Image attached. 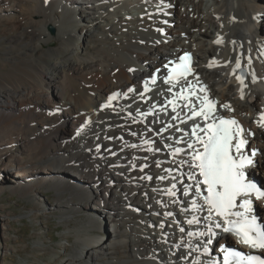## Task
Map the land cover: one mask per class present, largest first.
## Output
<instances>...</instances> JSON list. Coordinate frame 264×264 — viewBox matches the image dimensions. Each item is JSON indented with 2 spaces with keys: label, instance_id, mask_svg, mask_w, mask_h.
<instances>
[{
  "label": "bare ground",
  "instance_id": "6f19581e",
  "mask_svg": "<svg viewBox=\"0 0 264 264\" xmlns=\"http://www.w3.org/2000/svg\"><path fill=\"white\" fill-rule=\"evenodd\" d=\"M0 10L12 30L23 32L12 38L34 41L25 52L7 49L0 56L9 64L0 76V175L20 176L5 182L30 200L37 201L42 188L53 189L55 208L65 211L61 218L85 212L75 230L80 249L66 262L220 264L221 244L231 237L215 227L219 218L205 219L189 179L195 169L182 163L190 161L187 144L199 123L187 120L189 101L178 93L198 90L197 103L207 97L218 117L237 121L246 141L242 152L253 160L249 180L264 190V127L258 123L264 112V0H0ZM183 52L195 72L166 83L169 61ZM14 145L17 154L8 153ZM177 148L183 152L176 154ZM73 169L75 185L63 177ZM173 184L175 195H169ZM187 185L193 187L185 195ZM249 198L264 227V199ZM193 216L198 223L190 225ZM8 218L1 216L3 233ZM101 224L103 235L95 231ZM231 241L245 255L264 257V249ZM118 246L129 249V258L117 260Z\"/></svg>",
  "mask_w": 264,
  "mask_h": 264
},
{
  "label": "snow or ice",
  "instance_id": "6c2138e0",
  "mask_svg": "<svg viewBox=\"0 0 264 264\" xmlns=\"http://www.w3.org/2000/svg\"><path fill=\"white\" fill-rule=\"evenodd\" d=\"M216 43H220L218 39ZM189 59L188 54L180 57V60L187 61ZM211 66V65H209ZM191 71L186 64L181 63L176 66L173 73H170L165 78V82L169 83L172 80L173 74L177 77H184ZM240 79V77H237ZM153 82L155 80L153 79ZM243 85V80H240ZM191 87V86H190ZM148 89L145 88V91ZM203 90V89H202ZM129 92L133 89L129 88ZM171 91V89H169ZM116 94L109 97V102L114 98ZM189 95H195L190 92ZM181 98H184L181 96ZM169 103L173 104V110H175L174 101ZM202 107L197 110L192 108L191 115L188 119L194 117H202L205 121L213 118V111L215 105L207 97L201 102ZM107 105H102L105 107ZM188 107V105H185ZM226 108H230L229 105H224ZM175 119V117H174ZM260 126L264 127V112L260 114V120L258 121ZM243 129L238 126L235 120L219 119L216 121L213 118L212 123H206L203 127L199 124L192 125L191 136L194 138V142H189L187 148L191 151L188 153L190 161H182V163L188 164L189 167L198 170L197 179L196 173L189 175V179L195 181V191L208 206L209 215L205 217L207 220H211L213 214L223 219L225 233L235 232L240 237V243L249 246L253 249H264V227L257 221L255 215H251L253 209V201L248 197L255 196L257 200L264 199V190L261 189L255 182L249 180L245 174V166L251 165L253 160L250 156L244 155L242 149L246 141L241 138ZM147 143V141H146ZM200 145L199 148L196 145ZM151 151V149H149ZM183 151L180 148L175 149L176 153ZM253 151L252 156H255ZM165 177H160L164 179ZM202 186L206 191V195L201 192ZM176 185L173 184L172 188L168 190L169 195H175L173 189ZM193 185H187L185 189V195H188V189H191ZM193 209L200 207L196 203L195 198L192 202ZM242 209V211H234V209ZM172 215V213H167ZM235 217V219H232ZM188 224L198 223L195 216L187 221ZM216 228H221V224L217 223ZM183 232L184 229L182 228ZM208 234L216 236V233L209 227ZM189 236H203V232H189ZM208 243H212L211 240ZM223 248V245L221 246ZM204 252H208V247H204ZM215 264V261L212 262ZM224 264H264V259L256 255H243L240 251H235L232 248L224 249Z\"/></svg>",
  "mask_w": 264,
  "mask_h": 264
},
{
  "label": "rangeland",
  "instance_id": "374dc122",
  "mask_svg": "<svg viewBox=\"0 0 264 264\" xmlns=\"http://www.w3.org/2000/svg\"><path fill=\"white\" fill-rule=\"evenodd\" d=\"M22 4H27V2H22ZM8 16L7 12L0 10V56H3V52L7 49L25 52L34 43V41L12 38V35L20 37L23 32L10 28ZM49 27L48 31L54 34L55 30L51 32ZM56 56L58 57L57 54L50 55L47 60L54 61ZM40 57L44 58L43 55ZM7 70H9V64L4 59H0V76ZM18 150L19 147L16 145L11 149L6 148L8 153L13 151L17 154ZM76 176L75 169H73L64 173L63 177L75 185ZM19 178L20 176L13 175L11 172L0 175V182L4 187L3 191L0 189V222L2 215L9 217L8 225L4 226V233L0 229V264H72L66 260L73 254L74 249H80L75 245V230L85 223V212L75 214L74 218L64 219L65 216L61 218V214L65 211L55 208L56 192L53 189L42 188L36 195L37 201L30 200L13 193L11 185L5 182L7 179ZM60 197L65 203L69 193L64 192ZM81 202L92 207V204L85 200ZM36 209L39 211L36 212ZM34 213H36L35 216ZM95 231L103 235L102 224L100 229ZM5 248H7L6 252ZM116 250L117 260L122 261L124 258H129L128 248L127 252L122 246H118Z\"/></svg>",
  "mask_w": 264,
  "mask_h": 264
},
{
  "label": "water",
  "instance_id": "95a60500",
  "mask_svg": "<svg viewBox=\"0 0 264 264\" xmlns=\"http://www.w3.org/2000/svg\"><path fill=\"white\" fill-rule=\"evenodd\" d=\"M51 31H53L54 29L52 27H49Z\"/></svg>",
  "mask_w": 264,
  "mask_h": 264
}]
</instances>
